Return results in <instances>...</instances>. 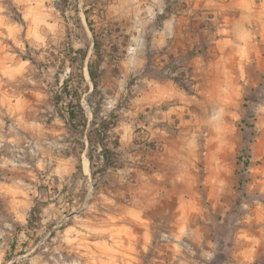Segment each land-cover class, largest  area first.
<instances>
[{
    "label": "rangeland",
    "instance_id": "374dc122",
    "mask_svg": "<svg viewBox=\"0 0 264 264\" xmlns=\"http://www.w3.org/2000/svg\"><path fill=\"white\" fill-rule=\"evenodd\" d=\"M0 264H264V0H0Z\"/></svg>",
    "mask_w": 264,
    "mask_h": 264
},
{
    "label": "trees",
    "instance_id": "16d2710c",
    "mask_svg": "<svg viewBox=\"0 0 264 264\" xmlns=\"http://www.w3.org/2000/svg\"><path fill=\"white\" fill-rule=\"evenodd\" d=\"M95 52L98 55L97 62H101V53H100V44L98 41H94ZM89 72L92 79H95L92 66H89ZM83 77V75H82ZM69 77L64 79L62 87L57 90L52 96L53 106L57 109L59 117L69 123L73 128L79 129L80 127H85L89 124L90 118L87 110L83 106L80 97L75 96L73 98V93L69 91L68 87ZM95 89H97V83L94 82ZM67 98L68 102L63 103V100ZM91 105V104H90ZM91 116L97 118L98 111L100 109V104L98 107L91 105ZM92 123L93 120H92ZM112 123L108 119H102V122L99 124V133L100 138L98 140L97 146L100 147V157L105 161V167L115 166V152L105 143L107 139V134L110 130V125ZM91 162L93 163V157H90Z\"/></svg>",
    "mask_w": 264,
    "mask_h": 264
},
{
    "label": "bare ground",
    "instance_id": "6f19581e",
    "mask_svg": "<svg viewBox=\"0 0 264 264\" xmlns=\"http://www.w3.org/2000/svg\"><path fill=\"white\" fill-rule=\"evenodd\" d=\"M85 160H86V158H85ZM85 165H86V168H87L88 167V163H86Z\"/></svg>",
    "mask_w": 264,
    "mask_h": 264
}]
</instances>
